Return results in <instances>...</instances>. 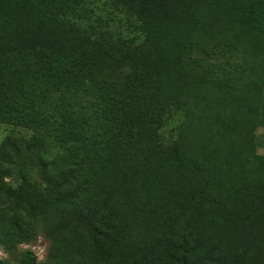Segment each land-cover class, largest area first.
<instances>
[{
	"label": "trees",
	"instance_id": "1",
	"mask_svg": "<svg viewBox=\"0 0 264 264\" xmlns=\"http://www.w3.org/2000/svg\"><path fill=\"white\" fill-rule=\"evenodd\" d=\"M0 123L6 249L264 264V0H0Z\"/></svg>",
	"mask_w": 264,
	"mask_h": 264
},
{
	"label": "rangeland",
	"instance_id": "2",
	"mask_svg": "<svg viewBox=\"0 0 264 264\" xmlns=\"http://www.w3.org/2000/svg\"><path fill=\"white\" fill-rule=\"evenodd\" d=\"M11 131L12 126L0 123V141ZM263 132L261 127L256 130L258 138H261ZM51 243L52 234L50 230L37 220L35 234L30 240L20 243L12 249H6L0 244V258L14 264L23 250L31 249L36 254L39 264H47Z\"/></svg>",
	"mask_w": 264,
	"mask_h": 264
}]
</instances>
